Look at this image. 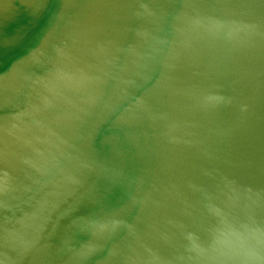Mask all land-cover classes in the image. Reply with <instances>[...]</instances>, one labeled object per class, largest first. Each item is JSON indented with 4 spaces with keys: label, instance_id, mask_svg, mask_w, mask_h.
<instances>
[{
    "label": "water",
    "instance_id": "water-1",
    "mask_svg": "<svg viewBox=\"0 0 264 264\" xmlns=\"http://www.w3.org/2000/svg\"><path fill=\"white\" fill-rule=\"evenodd\" d=\"M0 264H264V0H0Z\"/></svg>",
    "mask_w": 264,
    "mask_h": 264
}]
</instances>
